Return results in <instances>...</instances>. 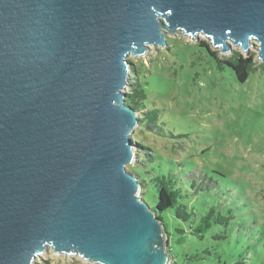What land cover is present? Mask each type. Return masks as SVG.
<instances>
[{
    "label": "water",
    "instance_id": "1",
    "mask_svg": "<svg viewBox=\"0 0 264 264\" xmlns=\"http://www.w3.org/2000/svg\"><path fill=\"white\" fill-rule=\"evenodd\" d=\"M264 61V0H0V264H171L126 165L131 62L167 33Z\"/></svg>",
    "mask_w": 264,
    "mask_h": 264
},
{
    "label": "rangeland",
    "instance_id": "2",
    "mask_svg": "<svg viewBox=\"0 0 264 264\" xmlns=\"http://www.w3.org/2000/svg\"><path fill=\"white\" fill-rule=\"evenodd\" d=\"M166 40L165 48L150 45L143 56L127 57L131 66L125 91L140 82L147 97L138 111L143 119L131 133L135 159L126 168L138 170L134 176L141 183L140 196L150 207L154 199L141 175L150 179L172 162L176 169L170 173L186 181L188 189V182L213 176L217 196L188 194L184 202L193 204L196 218L215 206L213 215L228 218L227 223L212 221L203 237L174 243V252L196 253L198 264H264V72L253 70L244 82L236 81L229 67L219 68L200 46L210 43L202 33L198 41L181 31L167 33ZM252 46L257 49L256 43ZM255 49L249 54L259 64ZM152 109L157 116L151 123L144 113ZM161 215L173 239L179 236L175 227L188 225L172 210ZM33 264L91 263L48 249Z\"/></svg>",
    "mask_w": 264,
    "mask_h": 264
},
{
    "label": "trees",
    "instance_id": "3",
    "mask_svg": "<svg viewBox=\"0 0 264 264\" xmlns=\"http://www.w3.org/2000/svg\"><path fill=\"white\" fill-rule=\"evenodd\" d=\"M200 46L206 48L208 54L215 59L219 68H223L224 66L229 67L235 80L238 82H244L253 70L258 69L264 72V62L257 64L255 61V54L250 53L248 56H244L241 51L235 50L227 56L219 58V51L212 50L210 48V43L202 41L200 42ZM136 86L137 87L133 88L130 93H127L126 103L139 111L142 106H144L147 95L140 82H137ZM144 114L145 119L151 123L155 121V117L157 116L153 109L148 110ZM142 119L143 118L139 117L138 122H141ZM132 138L136 139L133 135ZM171 164L172 162L169 164L170 167L162 166V168L156 171V175L150 179L147 178V175H141L140 180L142 183L148 184L149 195L154 199V206L152 208L159 218L162 219L161 214L163 212L172 210L173 216L177 220L188 223L187 226L174 228V230L179 233V236L176 237V239H173L171 237L172 233L162 220L169 237L167 249L171 258V264H198L196 261H198L199 258L196 253L177 255L174 252V243L183 245L184 242L190 238L203 237V234L211 227L212 221L217 223L226 221L227 223L228 218L221 215H218L217 217L213 215L215 206H211L209 211H207L208 213L206 212L205 215L199 214L198 218H196L195 207H193V204H186L184 198H187L188 194H199L209 198H211L210 195L217 196L219 190L215 187L214 178L213 176L203 175L200 180L188 182L191 188L188 189L187 187H184L187 184L186 181H182L179 176H174L170 173V170L176 169V167L171 166ZM187 169H190V167ZM137 171L135 170V172L131 173L137 175ZM214 199L213 201H215ZM229 211L230 209L228 212ZM229 217L231 218L233 216L230 215ZM212 218L213 220H211ZM194 221H196V225L192 224ZM170 239H173V242H170ZM179 256H184V259Z\"/></svg>",
    "mask_w": 264,
    "mask_h": 264
}]
</instances>
